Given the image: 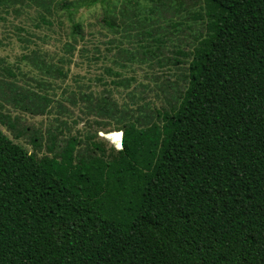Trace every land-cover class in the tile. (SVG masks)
I'll return each instance as SVG.
<instances>
[{
    "label": "trees",
    "instance_id": "1",
    "mask_svg": "<svg viewBox=\"0 0 264 264\" xmlns=\"http://www.w3.org/2000/svg\"><path fill=\"white\" fill-rule=\"evenodd\" d=\"M151 2L150 10L125 2L112 16L107 0H0V13L27 14L33 27L47 30L41 41L62 28L66 56L56 64L39 45L25 56L42 75L66 79L71 70L61 66L73 62L81 43L82 62L102 64L100 72L124 90L130 84L123 73L135 65L184 71L162 108L124 110L108 90L97 96L85 85L89 93L79 92L88 113L113 121L120 150L94 136L66 135L60 118L44 137L17 131L11 117L0 115L17 131L15 140L28 137L35 149L0 131V264H264V0H204L188 16L184 0ZM98 3L100 43L94 31L85 40L74 19ZM161 10L178 17L170 20L175 30L188 20L204 27L188 52L177 47L166 57L148 16L160 23ZM132 29L148 30L134 38ZM36 82L46 90L41 77ZM64 100L79 107L73 97ZM13 101L35 115L65 109L34 87Z\"/></svg>",
    "mask_w": 264,
    "mask_h": 264
},
{
    "label": "rangeland",
    "instance_id": "2",
    "mask_svg": "<svg viewBox=\"0 0 264 264\" xmlns=\"http://www.w3.org/2000/svg\"><path fill=\"white\" fill-rule=\"evenodd\" d=\"M68 1L77 2L81 0ZM128 1L132 3L135 1L139 2L141 8H148L149 10L154 6V3L151 2L152 0H107L110 6H112V11H114L112 16L116 15L122 8L123 3ZM154 1L156 0H153V2ZM184 1L187 8L185 15L188 16V14H193L198 11L204 0ZM103 10L104 7L98 3L94 5V7H84L75 12L74 19L85 31V40L90 38V31H94L95 37L98 39L96 41L99 43L103 41L102 34L96 33L102 30V24L98 26L97 22L99 18L103 16ZM157 11L160 13V10ZM161 12L163 18L159 19L161 21L160 23H158L157 16L150 15L148 12L149 21L153 19L149 23L151 27L155 28L153 30L149 27V29L151 31L153 30L157 37H163V40L166 42V47L163 50L167 55L166 57L175 56L170 51H176L177 47L188 52L194 44V38L199 37V35L205 31L204 27L188 20L187 24H183L175 30L173 29L174 22L170 20L171 18H173L174 21L178 20V17L169 12L166 13L163 10H161ZM0 18V115H3L2 117H11L10 120L15 122L17 131H22L23 128H27L28 133L31 131L34 133L39 132V134L45 137L47 131L52 129L55 130L60 126V124L56 122V118H60V120H64V122L68 124L69 130L67 126H62L66 135L68 131H70L71 135L79 133L82 137L94 136L93 140L102 142L105 147L120 150L122 134L116 131L113 121L109 118H101V116L92 109L90 114L83 108V103H81L78 94L79 92L83 94L89 93V90L85 89L84 86H91L90 91H92V93L94 92V95L97 94V96L104 90H108L111 93L110 96L117 100L119 109H138L142 106L144 110H148L153 109V107L162 108L167 106V99L175 96L177 90L182 85L184 79L183 70H169L168 68L161 70L156 65L152 73L146 66L138 68L135 65L133 68L134 71L123 73L122 80L124 79L126 83L129 82V89L124 90L120 87H116L111 83L113 80L112 77L100 72V66L102 64H98L97 66L93 65L91 68L78 57V51L82 47V43L78 44L73 52L75 53L72 60L73 62L70 65L61 66L64 72H67L69 68L71 70V73L67 75L68 77L66 79H60L58 76L52 77L45 74L42 75L27 62L25 56H30L32 52L35 51L36 45H39L43 54L46 55L45 59H47L49 63L56 64L58 56L59 58L66 56L63 47L66 44L65 41L67 38H65V35L62 33V28H56L54 34L49 33V40L46 39L45 41H41L38 38L47 35V30L33 27L31 23L26 20L27 14L16 16L0 13ZM140 30L142 29H132L128 31L127 34L134 36V38H142V33L148 29L144 31ZM116 38H119V36H116ZM96 44L98 45V43ZM123 45L124 48L128 46V44ZM99 50L105 53V48L101 45ZM109 56L112 57L114 54L110 53ZM106 66L112 67L110 63ZM8 71H12L15 77H9ZM39 77L42 78L43 83L47 84L46 90L35 88V84L37 83L36 80ZM100 78H103L104 82L101 83V81H99ZM101 84H104L105 87ZM147 86H149L148 90ZM16 87L24 90H17ZM33 87L35 92L40 96H48L49 98L57 100V102H62L65 109L59 110L54 106L51 109L56 110L51 115H35L24 109L25 104L24 107H22L13 101L15 94L22 95L23 92H27L33 89ZM66 88L69 89L71 95L69 92H65ZM132 90L135 92L132 93ZM127 91L131 93L129 94ZM70 97L79 101L78 108H75L68 103L67 100H64ZM85 105L89 108L88 102H85ZM28 106L34 109L35 103L33 102L32 105ZM67 109L70 110V114H67ZM96 122H106L109 123V125H97ZM0 131L16 143L24 145L30 153L35 151L28 137H25L21 141L15 140L17 131L12 132L1 123ZM43 142L45 143V139ZM38 153L40 156L46 154L45 148L38 151Z\"/></svg>",
    "mask_w": 264,
    "mask_h": 264
}]
</instances>
